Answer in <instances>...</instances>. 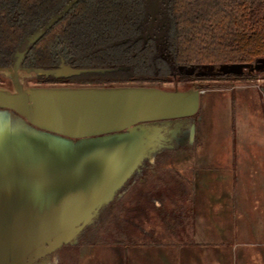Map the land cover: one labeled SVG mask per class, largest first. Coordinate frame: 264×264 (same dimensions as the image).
<instances>
[{
    "label": "water",
    "instance_id": "1",
    "mask_svg": "<svg viewBox=\"0 0 264 264\" xmlns=\"http://www.w3.org/2000/svg\"><path fill=\"white\" fill-rule=\"evenodd\" d=\"M70 8L29 35L13 64L0 69L9 82L0 85V264H41L78 243L150 156L169 145L164 127L193 120L200 109L204 90L194 87L26 85L25 72L36 81L124 69H78L63 60L53 69L23 65ZM201 68L198 75H240L264 71V58ZM195 132L193 120L190 142Z\"/></svg>",
    "mask_w": 264,
    "mask_h": 264
},
{
    "label": "rangeland",
    "instance_id": "2",
    "mask_svg": "<svg viewBox=\"0 0 264 264\" xmlns=\"http://www.w3.org/2000/svg\"><path fill=\"white\" fill-rule=\"evenodd\" d=\"M24 74L26 85L35 86L34 74ZM0 76V85L7 86L8 72ZM156 86L202 89L187 81ZM208 86L211 88L204 90L200 109L192 117L196 123L194 141L190 142L188 136L193 120H178L164 127L170 143L157 149L145 162L150 174L144 183H138L122 205H114V200L107 206L78 243L64 247L41 264H160V260L169 258L162 252L164 249L171 257L169 250L180 245L199 246L194 239L200 227L194 223L191 202L194 189L203 196L220 195L232 185L235 190H239V185L252 189L250 195H256L258 202L256 209H250L249 223L243 225L249 232L247 240L237 245L235 237L216 246L219 251L223 249V254L230 252L229 259L222 256L219 261L264 264V72L244 81H210ZM120 211L130 212L134 217L122 216L121 224L115 228L113 217ZM181 211L185 212L186 221L178 224L182 220ZM106 215L108 218L104 219ZM218 217L226 216L220 212ZM124 221L138 224L133 223L131 230L126 228V233ZM218 226L224 231L229 224ZM234 228L238 230V224ZM115 229L120 230L117 235L122 238L120 242L112 240ZM201 234L208 236L209 225L201 226ZM201 243L202 247H209L213 242L202 239Z\"/></svg>",
    "mask_w": 264,
    "mask_h": 264
},
{
    "label": "trees",
    "instance_id": "3",
    "mask_svg": "<svg viewBox=\"0 0 264 264\" xmlns=\"http://www.w3.org/2000/svg\"><path fill=\"white\" fill-rule=\"evenodd\" d=\"M68 1L0 0V69L10 67L16 53L25 49L26 38ZM142 9L141 0H78L29 48L23 65L53 69L62 57L78 69L131 67L70 79L39 76L38 85L144 86L145 80L168 78L169 71L161 69V64L143 63L147 49L132 43ZM168 9V49L176 67L253 63L264 58V0H168ZM183 76V80L196 78ZM229 77L252 76L246 72Z\"/></svg>",
    "mask_w": 264,
    "mask_h": 264
},
{
    "label": "flooded vegetation",
    "instance_id": "4",
    "mask_svg": "<svg viewBox=\"0 0 264 264\" xmlns=\"http://www.w3.org/2000/svg\"><path fill=\"white\" fill-rule=\"evenodd\" d=\"M77 2H78V0H69L63 6V8L61 10H59L57 13H55L53 16L60 13L65 8V6H67L68 4H71V8L68 10V12H69L72 9V7L74 6V4ZM151 2L154 5L152 6V8H149L147 6V0H141V4L143 6V9H142L143 17L140 19L139 23H137L135 26L137 34L133 38L132 43H135L136 45L138 44L142 48L147 49L148 54L144 56L143 61H142L143 63H147V62L151 61V63L161 64L160 68L164 69V71L168 70L169 74H170V76H169L170 78L158 76V78H155L153 80H145L142 82V84L149 85V86H156V85H167V84H171V83H181V82L187 81L190 83H195L200 88H202V90H205V89L211 88L208 86L210 81H213V82L244 81V80L252 79V78L258 76V73L260 74V73L264 72V71L249 72L248 70H245L239 76L244 75L247 72L252 76L251 78L234 79L233 77H229V75H235V74L198 75L197 73H198V71H200L202 69L201 67L203 65H207V64H202V65L193 64V65H191V66H196V69L194 70L193 73H190V74H188L186 72V69L191 67V66H189V67H184V66L176 67V65L173 63V58L171 57V53L169 52V49H168L170 46V41H169L168 37H169V31L171 30V19H170L169 9H168V0H151ZM66 14H64L63 16H65ZM63 16H61L56 23H58ZM56 23L52 27H54L56 25ZM44 26H41V27H44ZM152 54H154V56H152ZM62 60L65 62V60L62 57H60L59 66H60ZM255 62H253V63H255ZM65 64H67V63L65 62ZM67 65H69V64H67ZM119 67H124V69H120L117 71H106V72L129 71L131 68L130 66H119ZM181 67H183L182 70H181ZM116 68H118V67H116ZM116 68H105V69H116ZM156 72L158 73V71H156ZM93 73H95V72H93ZM99 73H101V72H99ZM183 75H185L187 77H196V78L190 79V80H183V77H184ZM226 76H228V77H226ZM73 77H76V76H73ZM62 78H64V77H62ZM70 78H72V77H69L66 79H70ZM69 84H73V83H69ZM188 134H189V132H188ZM144 166H145V164L143 165L142 170L138 174L133 175L125 183V185L118 191L117 196L115 198V201L113 203L114 205L115 204L116 205H122L124 203V199L129 195V192L130 191L132 192L134 187H137L138 183L141 185L142 183H144V180L149 177L150 171H149V169L145 168ZM151 175H153V173ZM168 208L171 209L169 206H168ZM111 215H113V213L110 214L109 218H108V215L103 216V218L104 219L108 218V221H109V219L111 218ZM127 215L134 217V214H130V212L126 213L125 211H120V213H119V215H117V217H113L114 218V222H113L114 227L115 228L119 227V225L121 224L119 221L120 218L122 216L128 218ZM126 222L124 221V223L122 224L124 232L128 231V230H126V228H130V230H131L134 227V225H133L134 222H132V221H130V222L126 221ZM179 223L180 222H178V224ZM119 231L120 230L115 229V231H114L115 236H113L114 238L113 239L110 238L113 240V242L116 240L118 242L121 241L122 238L117 236ZM89 234L87 235V241L88 242L91 240V236H89ZM128 234H129V232H128ZM129 236H131V235H129ZM131 237H133V236H131ZM70 253L71 252H69V254Z\"/></svg>",
    "mask_w": 264,
    "mask_h": 264
},
{
    "label": "crops",
    "instance_id": "5",
    "mask_svg": "<svg viewBox=\"0 0 264 264\" xmlns=\"http://www.w3.org/2000/svg\"><path fill=\"white\" fill-rule=\"evenodd\" d=\"M238 187L239 190H235L232 185L230 189L224 190L225 194L204 196L199 195L201 192L195 188L193 191L194 199L191 202L194 210V223L200 226L194 237L198 241L197 245L199 246L192 248L180 245L175 250H169L171 257L164 249L162 252L169 258L164 262L160 260V264H221L222 256L229 259L230 252L228 254L226 251V254H223V249L219 251L216 246L222 245L223 242L226 243L228 240H233L235 237L238 241L237 245H241L243 241L247 240L249 232L244 230L243 225L249 223L250 209H254L258 202L256 195H250V193L254 192L252 189L248 190L245 185H239ZM220 212H224L226 217H218ZM253 215L256 214L253 213ZM180 217L182 219L180 223H185V212L181 211ZM136 223L138 224V222ZM218 224H229V226L222 231L221 229L219 230ZM234 224H238V230H235ZM203 225H209L208 236L201 234V226ZM202 239L213 243L212 245L209 243L211 245L209 247H202Z\"/></svg>",
    "mask_w": 264,
    "mask_h": 264
}]
</instances>
